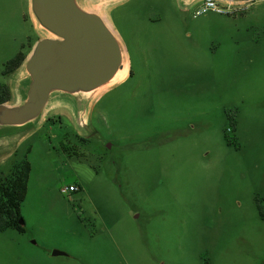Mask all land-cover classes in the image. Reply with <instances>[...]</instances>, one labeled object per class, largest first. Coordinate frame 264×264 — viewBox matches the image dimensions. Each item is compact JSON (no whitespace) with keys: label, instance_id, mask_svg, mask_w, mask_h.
<instances>
[{"label":"rangeland","instance_id":"obj_1","mask_svg":"<svg viewBox=\"0 0 264 264\" xmlns=\"http://www.w3.org/2000/svg\"><path fill=\"white\" fill-rule=\"evenodd\" d=\"M202 1L73 0L133 76L53 91L1 134L17 153L0 155V179L24 159L31 172L25 232L0 230V264H264V0L196 16ZM41 27L32 0H0V85L18 107L30 83L5 65L28 64Z\"/></svg>","mask_w":264,"mask_h":264},{"label":"water","instance_id":"obj_2","mask_svg":"<svg viewBox=\"0 0 264 264\" xmlns=\"http://www.w3.org/2000/svg\"><path fill=\"white\" fill-rule=\"evenodd\" d=\"M32 3L40 22L65 40L45 38L36 44L27 64L33 79L29 100L14 109L0 105V112L6 111L10 116L8 122L14 124L26 123L21 119L23 115L37 110L40 113L43 109L49 96L44 98L43 91L50 75L89 78L95 71L94 74L101 76L115 63L119 52L117 41L102 20L81 12L73 0H32ZM64 255L61 251H53V256Z\"/></svg>","mask_w":264,"mask_h":264},{"label":"trees","instance_id":"obj_3","mask_svg":"<svg viewBox=\"0 0 264 264\" xmlns=\"http://www.w3.org/2000/svg\"><path fill=\"white\" fill-rule=\"evenodd\" d=\"M26 57L19 53L5 65L3 74H11L25 61ZM10 100V91L0 85V105ZM231 119V118H230ZM232 120V119H231ZM235 124V120L232 121ZM228 139L229 137L226 136ZM231 144V141L228 140ZM31 172V164L24 159L14 165L10 174L0 179V230L13 229L19 233L25 232L20 207L27 194V185Z\"/></svg>","mask_w":264,"mask_h":264},{"label":"bare ground","instance_id":"obj_4","mask_svg":"<svg viewBox=\"0 0 264 264\" xmlns=\"http://www.w3.org/2000/svg\"><path fill=\"white\" fill-rule=\"evenodd\" d=\"M74 9L77 10L76 7H74ZM106 25L108 26V24ZM41 28L43 29V31L46 32V34L49 35L50 39L65 40V38L58 35L57 33H55L50 28L46 27L45 25L42 24ZM129 72H130L129 61L124 54V50L120 47L115 63L109 65L101 76H97V74H94L95 71L89 78L63 76L59 74L50 75L46 79V85L43 91V97L45 98L47 94L49 95L53 91L65 92L71 94H77L83 92V93H90L92 94L91 96L100 95L103 92L109 90L110 88L125 82L128 78ZM38 115H39L38 110L32 111L23 115L21 119L28 122L36 119Z\"/></svg>","mask_w":264,"mask_h":264},{"label":"crops","instance_id":"obj_5","mask_svg":"<svg viewBox=\"0 0 264 264\" xmlns=\"http://www.w3.org/2000/svg\"><path fill=\"white\" fill-rule=\"evenodd\" d=\"M260 3H261L260 0H254V1H252L250 3V6L253 7L254 5H258ZM184 5L185 6L188 5V3H186V1H185L184 2ZM114 38L117 41V44H118V46L120 48L121 47V44L119 42L120 39L117 38V37H115V36H114ZM125 52H127V53H124V54L126 55V58L128 59L129 65H130L131 70H132V60H131V57H130L127 49H126ZM16 72H21V77L25 81H29V83H30L29 85L31 86V83H32V75H31V73L27 69L26 60H25V62H23V64L16 71H14L13 73H11L10 75L15 74ZM132 76H133V72H132ZM128 79H129V77H128ZM118 85H116V86H118ZM30 86L28 87V90H27V98L25 99L26 100L25 103L29 100ZM8 88H9L11 97H10V100L8 102H6L4 105L7 106V107H9V108H11V107H18V105H15V104L12 103V99H13V97L15 95L14 94V88L11 87V86H9ZM52 95H53V92H51L49 94V96L47 98V102H48V100L50 99V97ZM47 102H46V104H47ZM45 105H44V107H45ZM44 107H43V109H44ZM43 109H42L41 112H43ZM80 117H81V115L79 116V119H80ZM79 119H78V125L81 126V123H80ZM8 120H10V116L8 115V113L6 111L0 112V136H1V134L9 135V132H7V134H6V131L10 127H18V126H23L24 125V123L23 124L10 123V122H8ZM6 137H8V136H5L3 138H0V155L8 156V158H11V157H14L15 156V154L17 153V149H16V147H11V145L7 143L6 140H8V139Z\"/></svg>","mask_w":264,"mask_h":264},{"label":"built area","instance_id":"obj_6","mask_svg":"<svg viewBox=\"0 0 264 264\" xmlns=\"http://www.w3.org/2000/svg\"><path fill=\"white\" fill-rule=\"evenodd\" d=\"M247 2L232 1V0H203L200 7L196 10V16L202 15L209 11H216L220 14L229 15L235 12L244 10ZM78 191V187L75 185L68 186L62 189L64 194H74Z\"/></svg>","mask_w":264,"mask_h":264},{"label":"flooded vegetation","instance_id":"obj_7","mask_svg":"<svg viewBox=\"0 0 264 264\" xmlns=\"http://www.w3.org/2000/svg\"><path fill=\"white\" fill-rule=\"evenodd\" d=\"M131 78H132V75L129 77V79H131ZM259 215H260L261 219L264 221V217H263L262 212H261V214H259Z\"/></svg>","mask_w":264,"mask_h":264}]
</instances>
